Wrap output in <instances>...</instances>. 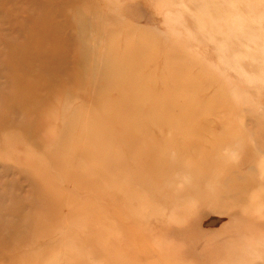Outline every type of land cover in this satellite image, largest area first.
<instances>
[{"label": "rangeland", "instance_id": "1", "mask_svg": "<svg viewBox=\"0 0 264 264\" xmlns=\"http://www.w3.org/2000/svg\"><path fill=\"white\" fill-rule=\"evenodd\" d=\"M0 264H264V0H0Z\"/></svg>", "mask_w": 264, "mask_h": 264}]
</instances>
